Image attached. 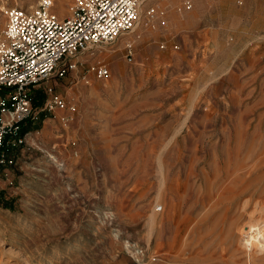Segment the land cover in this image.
Listing matches in <instances>:
<instances>
[{"label": "rangeland", "instance_id": "374dc122", "mask_svg": "<svg viewBox=\"0 0 264 264\" xmlns=\"http://www.w3.org/2000/svg\"><path fill=\"white\" fill-rule=\"evenodd\" d=\"M184 1L146 0L131 33L30 90L38 119L1 147L0 264H264L243 245L264 224V0ZM37 2L0 0V38ZM49 85L68 120L40 112Z\"/></svg>", "mask_w": 264, "mask_h": 264}, {"label": "built area", "instance_id": "2783aa9c", "mask_svg": "<svg viewBox=\"0 0 264 264\" xmlns=\"http://www.w3.org/2000/svg\"><path fill=\"white\" fill-rule=\"evenodd\" d=\"M143 2L74 0L70 14L64 18L52 11V0H38L30 11L17 7L6 10V26L0 38V91L5 92L0 97V165L12 164L1 151L5 142L21 144L22 124L38 119L39 111L32 105L30 90L54 76H67L78 64L75 60L78 54L96 45L112 43L130 32ZM183 5L189 10L192 1L185 0ZM154 12V8L146 10L151 17ZM127 56H132L131 45H127ZM90 70L98 79L108 76L103 65L91 66ZM45 92L40 112L65 110L69 114L65 120L71 118L75 106L50 85Z\"/></svg>", "mask_w": 264, "mask_h": 264}, {"label": "bare ground", "instance_id": "6f19581e", "mask_svg": "<svg viewBox=\"0 0 264 264\" xmlns=\"http://www.w3.org/2000/svg\"><path fill=\"white\" fill-rule=\"evenodd\" d=\"M145 2H146V0H144V2L141 4V6L139 8L137 23L139 21V15L142 12L141 7ZM65 8L66 7L64 6L63 1L61 0V3H60V6L58 7V10L60 11V13L63 14V13L68 12V10ZM52 9L54 10V0H52ZM137 23H136V25H137ZM136 25H135V27H136ZM135 27L128 33H131L135 29ZM161 160H159V162H160V172H161V179H162L161 180V189L163 190V188H165L166 185H165V177H164V173H163L164 163ZM179 187H180V185H178V188ZM172 203H173L172 210H173V212H176L179 208L178 207L179 205L175 204L174 202H172ZM259 223H261V222H257L255 225H252L251 228L246 226V228H248V231H245V234H246L245 238L246 239L244 240L243 245H245L246 249H249L252 252L257 248L259 250L260 249L262 250V248L264 249V224H259ZM244 230H245V228H244Z\"/></svg>", "mask_w": 264, "mask_h": 264}, {"label": "trees", "instance_id": "16d2710c", "mask_svg": "<svg viewBox=\"0 0 264 264\" xmlns=\"http://www.w3.org/2000/svg\"><path fill=\"white\" fill-rule=\"evenodd\" d=\"M0 194H1V192H0Z\"/></svg>", "mask_w": 264, "mask_h": 264}]
</instances>
